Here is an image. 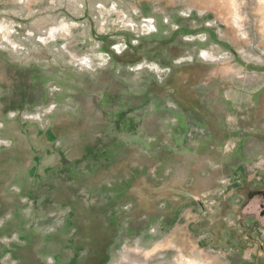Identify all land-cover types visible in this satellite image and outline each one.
Segmentation results:
<instances>
[{
  "label": "rangeland",
  "instance_id": "374dc122",
  "mask_svg": "<svg viewBox=\"0 0 264 264\" xmlns=\"http://www.w3.org/2000/svg\"><path fill=\"white\" fill-rule=\"evenodd\" d=\"M0 264H264V0H0Z\"/></svg>",
  "mask_w": 264,
  "mask_h": 264
}]
</instances>
